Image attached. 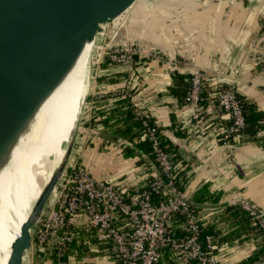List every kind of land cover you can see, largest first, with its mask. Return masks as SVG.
<instances>
[{"label": "crops", "instance_id": "crops-1", "mask_svg": "<svg viewBox=\"0 0 264 264\" xmlns=\"http://www.w3.org/2000/svg\"><path fill=\"white\" fill-rule=\"evenodd\" d=\"M125 17L105 32L120 28L119 43L138 44L139 52L131 65L104 64L103 74L109 75L96 78L97 89L86 98L75 161L93 177L128 189L159 172L145 153L124 156L123 148L132 143L99 122V112H122L126 107L117 102L129 98L135 115L151 119L176 146L179 156L173 153L174 161L181 167L179 174H185V189L204 229L218 237L220 264L243 263L262 248L238 201L250 200L264 210V120L256 133L230 139L234 156L227 161L221 138L230 119L214 94L217 86L231 85L243 101L264 112V72L256 62L264 56V0H137ZM121 70L126 74L120 76ZM194 70L214 90L202 95L198 119L192 118L186 102ZM176 74L183 76L180 82ZM121 115H113L109 123L122 126ZM204 185L218 199L195 203ZM183 219L173 225L179 235L177 222ZM92 247L67 254L66 261L56 264H110L106 255L97 253L101 249ZM52 255L45 251L37 256L29 249L22 264H55ZM258 263L264 264V251L252 264ZM159 264L172 263L165 256Z\"/></svg>", "mask_w": 264, "mask_h": 264}, {"label": "built area", "instance_id": "built-area-1", "mask_svg": "<svg viewBox=\"0 0 264 264\" xmlns=\"http://www.w3.org/2000/svg\"><path fill=\"white\" fill-rule=\"evenodd\" d=\"M138 52V44L124 43L110 46L106 53L111 63L127 66ZM256 62L264 72V56H257ZM189 84L186 102L192 108V118L198 119L201 93L209 83L194 70ZM214 98L230 119L221 142L227 148V161H232L234 145L230 139L241 135L245 114L233 86L219 87ZM142 124L140 138L150 142L159 172L148 176L142 186L128 189L93 177L75 160L69 162L68 173H62L60 186L55 187L31 229L30 249L37 256L48 249L63 258L78 249L85 253L95 245L110 264H159L166 255L173 264H220L217 235L203 232L201 217L193 209L184 183L182 188L177 184L181 167L174 154L160 146L155 126L146 120ZM238 205L264 240V210L247 199L239 200ZM179 217H184L177 222L181 224L180 235L173 227Z\"/></svg>", "mask_w": 264, "mask_h": 264}, {"label": "water", "instance_id": "water-1", "mask_svg": "<svg viewBox=\"0 0 264 264\" xmlns=\"http://www.w3.org/2000/svg\"><path fill=\"white\" fill-rule=\"evenodd\" d=\"M136 1L0 0V170L85 44L116 24ZM74 132L58 167L21 225L8 264H22L31 248V229L63 173Z\"/></svg>", "mask_w": 264, "mask_h": 264}, {"label": "bare ground", "instance_id": "bare-ground-1", "mask_svg": "<svg viewBox=\"0 0 264 264\" xmlns=\"http://www.w3.org/2000/svg\"><path fill=\"white\" fill-rule=\"evenodd\" d=\"M82 55L81 52L76 62ZM67 75L41 105L0 170V264L9 263L21 225L58 167L77 127L88 86L83 81L78 105L71 111L58 108Z\"/></svg>", "mask_w": 264, "mask_h": 264}, {"label": "trees", "instance_id": "trees-1", "mask_svg": "<svg viewBox=\"0 0 264 264\" xmlns=\"http://www.w3.org/2000/svg\"><path fill=\"white\" fill-rule=\"evenodd\" d=\"M183 76L180 75H175V79L177 80V82H180V80H182ZM219 87H227V85H219L217 87V89ZM209 91H214L212 89V86L207 85L206 88L202 91L201 93V97L202 95L206 94ZM238 98L242 104L243 107V111L245 114V120H246V125L243 128V130L241 131V135H246V134H254L256 133V131H258L261 128V122L264 120V112L263 111H258L255 106L253 104H247L245 101H243L240 97V95L237 93ZM120 107L121 106H125L126 108L122 111V112H117L118 110H115L111 113V115H107L103 112H99V116H101L99 118V122L102 123L105 127H109V130L111 131V134L113 133V135L115 136H119V137H124L126 138L129 142H131L132 146H125L123 148V154L124 156H134L136 153H145L147 156L149 157H153V153H152V148H151V144L147 139L142 140L140 138V135L144 129L143 127V120H146L147 123L150 126H154L153 122L151 119L147 118H143V117H137L135 115V113L132 111L131 108V103L129 101V98L127 97H123V98H119L118 102H117ZM123 114L121 115V117H123V125L122 126H115L113 123H109L110 118L113 117V115L115 114ZM104 115V116H103ZM158 135H159V140H160V146L165 150V151H169L171 153H174L175 156H179L177 153V148L176 146H174L170 140H168L167 138H165L162 134L159 133L158 129H157ZM184 179H185V174L181 173L178 174V178H177V184L179 186V188H182L183 183H184ZM156 200V197L154 198ZM210 199L212 202L216 201L218 199L217 195H209L208 191H207V185H204L200 190H198L197 194L194 196V202L195 203H201L205 200ZM194 204V203H193ZM238 208L245 214L247 221H249L248 216L246 215V213L240 208V206L238 205ZM193 209L196 211V207L193 205ZM251 226V225H250ZM252 230L255 232V234L257 236L260 235V231L255 228L252 227ZM204 233H208V234H212V230L211 229H204L203 230ZM260 239V238H259ZM260 242L262 243V248L256 250V252L251 255L247 261L240 263V264H252L257 258L258 256L263 253L264 251V240L260 239ZM97 253H100L101 255L104 254L103 250L99 251ZM54 255H52V259H53V263H62L64 261L67 260V254L65 256H63V258H57V257H53ZM167 258V255H166ZM171 262V261H170ZM172 263V262H171ZM173 264V263H172ZM258 264H263V263H258Z\"/></svg>", "mask_w": 264, "mask_h": 264}, {"label": "rangeland", "instance_id": "rangeland-1", "mask_svg": "<svg viewBox=\"0 0 264 264\" xmlns=\"http://www.w3.org/2000/svg\"><path fill=\"white\" fill-rule=\"evenodd\" d=\"M129 10L119 18L116 24L121 23L122 20H124V18L126 20L125 15H127ZM227 14H228V9L226 10L225 18ZM119 29H116L115 32L112 31L110 34L107 32L101 33L97 35L94 41L87 42L85 44L82 50L83 55L78 59L76 64L69 71V74L67 75L65 82L61 88L62 91L60 90L61 94L59 96L58 108L66 107L71 111L72 107L78 105L79 101L77 100V98L79 95V91L81 90V88H83L82 87L83 81L86 82L88 86L87 93L85 95V100L83 102L82 109L79 115V120H78L79 123L77 124L76 129H74L75 139L70 156L67 159L63 170L64 173L66 172L68 173V170L70 168L69 162H74L75 160L74 150L76 149L78 140L80 139L81 136L80 128H81V121L83 120L82 117L84 114V110L86 108L85 107L87 103L86 98L88 97V95L94 92L95 89H97L98 83H96L97 82L96 78H104L109 75V74L107 75L103 74L102 71L103 68L107 67L104 64L108 63L109 61L105 57L108 56L106 52L109 50L110 46H116L117 44H122L119 43L120 41L117 40L121 35L120 32L118 31ZM111 65L112 63L110 64V66ZM119 73L120 76H122V74H126V72L122 70ZM82 76H83V80H82ZM62 177L63 176L61 175V177L59 178L56 184L57 189L60 186V183L62 182ZM48 201L49 199L47 200V202Z\"/></svg>", "mask_w": 264, "mask_h": 264}]
</instances>
